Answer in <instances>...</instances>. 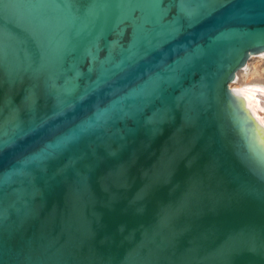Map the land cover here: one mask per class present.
I'll return each instance as SVG.
<instances>
[{
    "label": "water",
    "instance_id": "95a60500",
    "mask_svg": "<svg viewBox=\"0 0 264 264\" xmlns=\"http://www.w3.org/2000/svg\"><path fill=\"white\" fill-rule=\"evenodd\" d=\"M264 0H0V264H264Z\"/></svg>",
    "mask_w": 264,
    "mask_h": 264
},
{
    "label": "rangeland",
    "instance_id": "374dc122",
    "mask_svg": "<svg viewBox=\"0 0 264 264\" xmlns=\"http://www.w3.org/2000/svg\"><path fill=\"white\" fill-rule=\"evenodd\" d=\"M252 58L247 64V67L238 76V80L232 86L236 90L248 87L251 85L264 86V57Z\"/></svg>",
    "mask_w": 264,
    "mask_h": 264
},
{
    "label": "bare ground",
    "instance_id": "6f19581e",
    "mask_svg": "<svg viewBox=\"0 0 264 264\" xmlns=\"http://www.w3.org/2000/svg\"><path fill=\"white\" fill-rule=\"evenodd\" d=\"M257 57L263 59L264 54H263V55H260V56H257ZM257 57H252V58H257ZM252 58H251V59H252ZM259 58H258V59H259ZM247 65H248V64H247ZM247 65H246V66H245V67H244V68H243V69L237 74L235 81L230 85V89H231V90H236V88H232V86L236 83V80H238V76H239V74L245 70V68L247 67ZM248 87H260V86L251 85V86H248ZM260 88H263V89H264V86H262V87H260ZM240 89H241V88H240Z\"/></svg>",
    "mask_w": 264,
    "mask_h": 264
}]
</instances>
